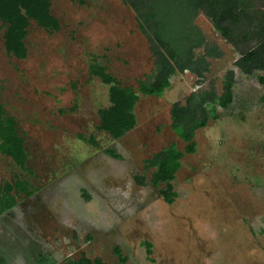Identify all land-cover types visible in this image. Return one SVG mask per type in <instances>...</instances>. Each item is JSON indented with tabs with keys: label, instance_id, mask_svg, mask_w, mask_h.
<instances>
[{
	"label": "rangeland",
	"instance_id": "1",
	"mask_svg": "<svg viewBox=\"0 0 264 264\" xmlns=\"http://www.w3.org/2000/svg\"><path fill=\"white\" fill-rule=\"evenodd\" d=\"M83 1H53L58 33L31 22L25 60L5 53L0 33V103L28 153L24 169L0 154V184L19 179L33 191L0 217V264H66L83 255L119 264L115 247L126 264H264V86L256 76L240 79L235 104L197 132L198 152L183 159L173 183L179 197L169 206L135 178L150 180L145 161L164 147L184 150L171 129L172 105L212 84L220 94L237 56L224 48L202 86L187 73L161 98L140 96L136 128L115 140L98 131L110 86L91 78L90 67L106 66L122 86L138 90L154 60L123 0ZM196 23L210 41H221L205 17Z\"/></svg>",
	"mask_w": 264,
	"mask_h": 264
},
{
	"label": "trees",
	"instance_id": "2",
	"mask_svg": "<svg viewBox=\"0 0 264 264\" xmlns=\"http://www.w3.org/2000/svg\"><path fill=\"white\" fill-rule=\"evenodd\" d=\"M54 0H0V33L4 31V50L12 58L25 60L28 49L25 39L31 22L48 34L60 31V21L52 14ZM78 1L84 4L83 0ZM258 0H123L136 15L139 29L148 40L150 52L155 60L153 75L146 82H140L138 90L124 87L109 72L108 67L94 63L90 67L91 78L99 79L110 86V107L99 112L98 131L109 134L119 140L133 131L137 126L134 108L139 95L162 97L171 88V79L178 73L190 71L202 80L209 72L208 58H220L221 53L206 48V55L197 57L195 51L205 45V40L195 26L198 16L203 13L215 29L227 40L243 35L244 42H255L253 48L245 53L236 63L247 76L264 72V11L257 5ZM258 82L264 86V76L257 75ZM234 73L228 72L223 84L221 97L216 93L191 96L186 106L177 104L171 111L172 130L182 139L187 147L182 153L175 144L146 161L144 172L155 170L149 181L146 175L136 178L139 186L151 185L163 201L172 206L179 195L173 185L177 174L182 169L185 155L197 153L196 131L207 127L209 118L217 120L214 109L209 112L206 104L217 103L222 109H230L235 102ZM211 116V117H210ZM80 139L98 148L94 138ZM25 141L21 137L18 124L13 116L5 114L4 105L0 103V154L12 159L22 169L28 161ZM114 159L122 157L115 150H106ZM27 181L15 180L13 183L0 184V217L13 210L18 202V195L31 197L33 191ZM149 262L154 263V245L143 242ZM114 255L119 264L128 263L120 247H115ZM66 264H106L100 258L94 260L83 255L78 260H69Z\"/></svg>",
	"mask_w": 264,
	"mask_h": 264
},
{
	"label": "crops",
	"instance_id": "3",
	"mask_svg": "<svg viewBox=\"0 0 264 264\" xmlns=\"http://www.w3.org/2000/svg\"><path fill=\"white\" fill-rule=\"evenodd\" d=\"M258 1H260L261 2V5H260V9L261 10H263L264 11V0H258ZM258 3V2H257ZM205 17L208 21H209V23L212 25V27H213V29H214V31L217 33V34H219L220 36H221V41L220 42H212V41H210L207 37H206V35L202 32V30H201V28L197 25V23H196V21L198 20V18H200V17ZM198 18L196 19V21H195V26L197 27V28H199V30H200V32H201V34H202V36H203V38H204V40H205V45L203 46V47H201L200 49H198V50H196L195 51V54H196V56L197 57H202V56H205L206 55V48L207 47H210L213 51L215 50V52H219V53H221V57L218 59V58H215V59H213V58H208L207 59V61L210 63V68H209V72L206 74V76H205V78L202 80L201 78H199L196 74H194V73H192V72H190V71H185L184 73H178V74H176L174 77H172V79H171V88L170 89H168V90H166L165 91V93L167 92V91H170V90H172V88H173V85H172V80L174 79V78H176V77H178V76H180V75H185V74H191V75H193V76H195L197 79H198V86H202L205 82H206V79H207V76L211 73V70H212V62L213 61H218V60H221L223 57H224V55H225V51H224V48H226V49H228V48H230L231 50H233V52L236 54V56H237V60L234 62V64H233V68H230L228 71H226V73L224 74V77L222 78V88H221V93L219 94L218 93V90L216 89V87L212 84V85H210V88L208 89V90H202V89H198L197 91H194V92H192L191 94H189V96L187 97V98H185L184 99V103L182 102H176V103H174L173 105H172V107H171V111H172V109H173V107L175 106V105H177V104H180L181 106H186L187 105V100L191 97V96H193V95H195V96H201V95H204V94H206V93H216V95L217 96H219V97H221L222 95H223V93H224V87H223V84H224V82H225V78H226V76L228 75V72H233L234 73V77H235V80H234V86H233V90H234V96H235V101H236V91H237V88H238V86H239V80L240 79H242L243 77L244 78H250V76H247V75H245V74H243V72L237 67V65H236V63L243 57V55L245 54V53H247L248 51H250L252 48H253V46L255 45V42H244L243 41V35H241V36H236V37H234L233 39H231V40H227V39H225L216 29H215V27H214V25L212 24V22L203 14V13H201L199 16H198ZM223 44H224V47H223ZM152 58H153V56H152ZM153 60H154V58H153ZM154 70H155V60H154ZM154 70H153V72H154ZM257 73H260V72H257ZM256 73V74H257ZM152 75H153V73H152ZM151 75V76H152ZM150 76V77H151ZM256 77H257V75H255ZM149 77V78H150ZM251 77H253V76H251ZM148 78V80H150ZM147 80V81H148ZM258 80V79H257ZM141 82H146V81H141ZM140 83V82H139ZM105 85V84H104ZM139 87V86H138ZM165 93H164V95H165ZM139 95V100H140V96H142V97H144V98H147V97H155V98H161V97H156V96H145V95H142V94H138ZM163 95V96H164ZM162 96V97H163ZM110 100V99H109ZM139 102V101H138ZM138 104V103H137ZM137 104H136V106H137ZM234 104H235V102H234ZM233 104V105H234ZM232 105V106H233ZM136 106H135V108H136ZM135 108H134V114H135V116H136V113H135ZM206 108H208L209 109V112H210V115H211V112L213 111L212 109H214L215 110V112H216V115H218V119L217 120H215V119H213V118H209V122H208V125H209V123L211 122V121H214V122H216V121H218V120H220V114H219V111H218V109H222L217 103H215V104H213V103H211V102H208L207 104H206ZM222 110H225V109H222ZM227 110H229V109H227ZM171 113V112H170ZM211 117V116H210ZM136 121H137V117H136ZM171 122H172V116H171ZM208 125H207V127H208ZM171 129H172V124H171ZM203 129H206V127L205 128H203ZM203 129H200V130H203ZM200 130H198V131H200ZM173 131V130H172ZM198 131H196V133H195V142L197 143V141H196V137H197V132ZM132 132V131H131ZM130 133V132H129ZM128 133V134H129ZM174 133V132H173ZM175 135H176V133H174ZM177 136V135H176ZM125 137V136H124ZM123 137V138H124ZM178 137V136H177ZM179 138V137H178ZM122 139V138H121ZM180 139V138H179ZM120 140V139H119ZM184 144H185V147H184V150H180L179 148H178V146H177V144L176 143H172V144H170V145H173V144H175L176 146H177V148H178V150L180 151V152H182V153H184L185 152V149H186V147H187V144L182 140V139H180ZM170 145H168L167 147H164L162 150H164L165 148H168ZM162 150L160 151V152H162ZM159 152V153H160ZM197 152H198V143H197ZM158 154V153H157ZM156 155V154H155ZM154 155V156H155ZM153 156V157H154ZM186 156H188V155H185L184 156V158L186 157ZM152 157V158H153ZM151 158V159H152ZM183 158V159H184ZM151 159H148V160H151ZM183 159H182V161H183ZM147 160V161H148ZM145 163H146V161H145ZM144 169H145V166H144ZM154 171L155 170H151L150 172L153 174L154 173ZM149 172V173H150ZM148 173V174H149ZM147 174V175H148ZM152 176V175H151ZM137 177H140V176H137ZM136 177V178H137ZM136 178H135V180H136Z\"/></svg>",
	"mask_w": 264,
	"mask_h": 264
}]
</instances>
